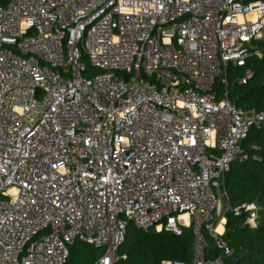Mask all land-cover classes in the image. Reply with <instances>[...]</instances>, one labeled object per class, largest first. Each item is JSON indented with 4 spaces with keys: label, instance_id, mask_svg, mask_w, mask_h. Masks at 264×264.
I'll return each mask as SVG.
<instances>
[{
    "label": "built area",
    "instance_id": "1",
    "mask_svg": "<svg viewBox=\"0 0 264 264\" xmlns=\"http://www.w3.org/2000/svg\"><path fill=\"white\" fill-rule=\"evenodd\" d=\"M253 58L264 64V0L0 5V264H67L79 240L117 264L130 223L192 228L193 264H224L227 213L252 228L260 216L231 205L225 176L263 160L242 142L264 109L215 84L231 66L246 83ZM203 227L222 254L205 257Z\"/></svg>",
    "mask_w": 264,
    "mask_h": 264
},
{
    "label": "trees",
    "instance_id": "2",
    "mask_svg": "<svg viewBox=\"0 0 264 264\" xmlns=\"http://www.w3.org/2000/svg\"><path fill=\"white\" fill-rule=\"evenodd\" d=\"M8 0H0L5 5ZM254 75L241 84L237 77L244 69L237 68L235 73L227 71L228 85L218 79L215 91L219 98L228 92V97L237 107L250 110L264 109V64L253 58L248 61ZM248 152L258 147L263 160L234 162L225 176V185L232 206L255 202L261 205L260 216L255 228L245 223V214L235 215L228 212L225 232L222 236L231 250L224 264H264V126H254L242 142ZM202 233L207 246L204 248L207 259L222 254L224 249L217 245L210 232L203 227ZM196 236L192 228H186L181 235L171 231L143 230L129 224L125 242L120 253L125 256L117 264H162L163 261H175L193 264L195 258ZM104 254L103 248H97L84 241H77L70 247L67 264H99Z\"/></svg>",
    "mask_w": 264,
    "mask_h": 264
},
{
    "label": "rangeland",
    "instance_id": "3",
    "mask_svg": "<svg viewBox=\"0 0 264 264\" xmlns=\"http://www.w3.org/2000/svg\"><path fill=\"white\" fill-rule=\"evenodd\" d=\"M86 60V59H85ZM236 70H237V68H232L231 70H230V73L232 74V73H235L236 72ZM218 79H222V77H220V78H218ZM226 221H227V218H226ZM214 238V237H213ZM215 239V238H214ZM222 241H223V238H222Z\"/></svg>",
    "mask_w": 264,
    "mask_h": 264
},
{
    "label": "bare ground",
    "instance_id": "4",
    "mask_svg": "<svg viewBox=\"0 0 264 264\" xmlns=\"http://www.w3.org/2000/svg\"><path fill=\"white\" fill-rule=\"evenodd\" d=\"M186 216H184V218H185ZM218 231L219 232H223V226H222V224L218 227Z\"/></svg>",
    "mask_w": 264,
    "mask_h": 264
},
{
    "label": "water",
    "instance_id": "5",
    "mask_svg": "<svg viewBox=\"0 0 264 264\" xmlns=\"http://www.w3.org/2000/svg\"><path fill=\"white\" fill-rule=\"evenodd\" d=\"M227 252H229V250L227 249Z\"/></svg>",
    "mask_w": 264,
    "mask_h": 264
}]
</instances>
